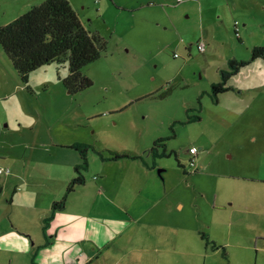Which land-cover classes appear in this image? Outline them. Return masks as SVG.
Here are the masks:
<instances>
[{"label":"rangeland","instance_id":"1","mask_svg":"<svg viewBox=\"0 0 264 264\" xmlns=\"http://www.w3.org/2000/svg\"><path fill=\"white\" fill-rule=\"evenodd\" d=\"M25 1L0 0V26L17 19ZM69 2L85 29L107 42L101 57L82 69L93 85L70 93L61 80L69 73L65 57L32 73L28 90L0 47V166L14 158L64 159L53 147L32 146L50 138L54 142L96 138L108 145L107 150L118 152H134L140 142L142 150L155 145L154 151L160 148L161 152L154 157L160 165L157 169L172 181L175 204L183 202L184 210L175 211L170 219L174 230L160 222L145 236L165 254L172 252L176 264H264L262 241L242 244L238 240L242 235H236L242 232L229 226V213L212 210L217 179L211 170L188 174L192 147L199 151L198 162L219 164L229 160L226 153H236L238 142L259 146L249 141L254 132L238 125L225 127L217 119L220 108L211 85L219 79L221 54H241L243 41L259 30L251 19L264 0H198L180 5L176 0ZM235 21L246 24L243 41L235 36ZM200 41L206 45L203 53L198 50ZM176 53L179 57H174ZM137 129L143 131L142 138ZM256 135L262 143V136ZM161 138L166 140L159 142ZM164 144L168 146L165 155ZM87 153L93 154L90 146ZM214 214H220L222 230L217 229ZM247 216L254 233L263 234L264 213L256 210ZM154 218L157 221L156 214ZM242 218L239 214L231 221L240 222V230L249 227ZM214 224V235L225 241L214 244L202 237L204 232L210 234Z\"/></svg>","mask_w":264,"mask_h":264},{"label":"crops","instance_id":"2","mask_svg":"<svg viewBox=\"0 0 264 264\" xmlns=\"http://www.w3.org/2000/svg\"><path fill=\"white\" fill-rule=\"evenodd\" d=\"M38 2L26 0L23 11L16 16L33 4H41ZM251 21L259 30L245 44L242 30L246 24L234 22L235 36L243 41V50L241 54H221L222 68L214 83L221 81V73L229 69L231 59L249 60L253 48L264 47V6ZM228 86L232 90L216 100L220 108L216 111L217 119L225 127L238 125L244 131L254 132L249 141L259 146L238 142L233 149L236 153H226L229 160L219 164L202 159L198 162V153L197 167L188 174L203 171L204 175L206 170H211L210 174L217 179L216 191L211 196L212 210L229 213L231 221L239 214L247 218L241 219L249 226L243 230L238 225L240 222H229L235 231L242 232L236 233L242 235L238 239L242 244L255 239L264 243V233H254L247 216L256 210L264 213V59L242 68L229 79ZM137 130L142 138L143 131ZM256 134L262 136L261 144ZM61 140L54 142L50 138L32 146L53 147L64 159L14 158L0 166L11 169L10 174H0L5 176L0 181V264H176L172 252L165 254L154 240L145 236L159 228L160 222L164 224L162 227L174 230L176 225L171 226L170 219L175 211L184 210L183 202L175 204L176 189L172 181H168L164 170L157 169L160 165L151 151L155 145L142 150L140 142L134 152H118L107 150L108 145L97 142L96 138ZM79 142L89 145L93 152L88 154L89 167L81 170L84 183L68 195L64 207L55 210L54 203L64 198L68 185L77 176L76 166L82 163L79 152L71 148ZM167 147L164 144L165 152ZM114 152L133 156L108 159ZM156 152L161 153L160 148ZM214 217L219 221L217 229L222 230L220 214ZM214 228L215 224L210 226V234L204 232L207 240H213L214 244L225 241L222 236L214 235ZM261 243L260 250H264Z\"/></svg>","mask_w":264,"mask_h":264},{"label":"trees","instance_id":"3","mask_svg":"<svg viewBox=\"0 0 264 264\" xmlns=\"http://www.w3.org/2000/svg\"><path fill=\"white\" fill-rule=\"evenodd\" d=\"M0 47L28 90H31L32 73L52 63H60L68 57L69 73L61 80L70 93H80L93 85V81L83 74L82 69L101 57L107 48V42L100 35L85 29L69 0H45L13 22L0 26ZM257 59H264V47L253 48L249 60L231 59L229 69L221 73V81L212 85V96L217 100L220 95L231 91L229 79ZM165 140L161 138L159 142ZM156 145L158 146V141ZM71 148L80 153L82 163L75 168L77 176L68 185L64 198L54 203L55 210L64 207L68 195L85 180L81 170L88 168L89 146L76 143ZM154 150L152 149V153L156 157L158 153ZM130 156L113 154L108 159ZM202 237L207 239L205 234Z\"/></svg>","mask_w":264,"mask_h":264},{"label":"built area","instance_id":"4","mask_svg":"<svg viewBox=\"0 0 264 264\" xmlns=\"http://www.w3.org/2000/svg\"><path fill=\"white\" fill-rule=\"evenodd\" d=\"M177 4H181L184 3L186 1H193V0H176ZM236 24H238V22H236ZM198 50L200 52H205L206 51V45L203 42H199L198 44ZM174 57H179V55L176 53L174 54ZM199 151L196 147H193L190 149V158H189V168L192 170H195L197 165H196V157L198 155ZM10 174L11 173V169L10 168H0V174Z\"/></svg>","mask_w":264,"mask_h":264}]
</instances>
